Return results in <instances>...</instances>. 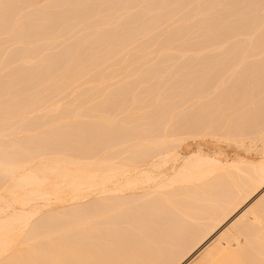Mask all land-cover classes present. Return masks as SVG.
<instances>
[{
	"label": "bare ground",
	"instance_id": "6f19581e",
	"mask_svg": "<svg viewBox=\"0 0 264 264\" xmlns=\"http://www.w3.org/2000/svg\"><path fill=\"white\" fill-rule=\"evenodd\" d=\"M0 264H264V0H0Z\"/></svg>",
	"mask_w": 264,
	"mask_h": 264
}]
</instances>
